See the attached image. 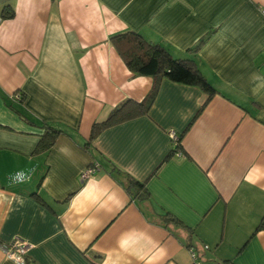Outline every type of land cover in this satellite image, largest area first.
<instances>
[{
    "label": "crops",
    "instance_id": "0c3cea01",
    "mask_svg": "<svg viewBox=\"0 0 264 264\" xmlns=\"http://www.w3.org/2000/svg\"><path fill=\"white\" fill-rule=\"evenodd\" d=\"M5 6L0 264H18L4 255L13 237L31 245L27 264H195L190 249L205 264H264V0H0V15ZM126 31L192 60L216 93L204 105L198 87L162 79L148 115L86 148L94 122L153 84L110 42ZM44 123L63 133L34 152ZM112 165L149 199L132 200Z\"/></svg>",
    "mask_w": 264,
    "mask_h": 264
},
{
    "label": "trees",
    "instance_id": "16d2710c",
    "mask_svg": "<svg viewBox=\"0 0 264 264\" xmlns=\"http://www.w3.org/2000/svg\"><path fill=\"white\" fill-rule=\"evenodd\" d=\"M13 15V9L10 6H5L0 17L2 19H10ZM110 42L114 45L119 56L131 73L135 76L150 77L153 79V84L141 101L136 102L127 99L111 109L104 120L94 122L91 126L88 141L85 144L86 148L106 128L140 116L148 115L150 108L157 97L162 79H167L168 81L177 84L198 87L207 96L204 105L207 104L210 98L216 93L215 89L202 76L192 60L174 59L161 44L151 43L144 39L140 34L133 31L116 34L110 37ZM14 95L18 96V100L16 101L22 103L24 95L20 94L19 91H16ZM202 108H200V111ZM14 111L25 119L20 111ZM41 129L43 130V133L39 137L34 152L50 150L54 145L56 138L63 133L62 130H57L47 123H44L41 126ZM180 142L181 137L179 136L176 141L173 142L174 151L180 147ZM171 153L172 151L168 154L167 158ZM90 167L95 168L96 164H92ZM109 173L110 175H118L121 178L119 183L132 200L144 202L149 199V193L146 189L145 183L139 182L129 175L122 173L114 167V165L110 167ZM164 217L169 218L166 219L168 222L181 224L176 218L171 217L168 214ZM260 230H264V216L256 228V231ZM221 264L230 263L224 262Z\"/></svg>",
    "mask_w": 264,
    "mask_h": 264
},
{
    "label": "built area",
    "instance_id": "2783aa9c",
    "mask_svg": "<svg viewBox=\"0 0 264 264\" xmlns=\"http://www.w3.org/2000/svg\"><path fill=\"white\" fill-rule=\"evenodd\" d=\"M16 100H18V96H16ZM173 142L176 141L177 137L174 134H171ZM94 169L96 168H88L81 176L82 180H85L87 177L94 174ZM31 245L26 243L19 237H13L8 245L4 249V255L8 260L15 261L18 264H27L26 263V254L30 249ZM206 250L207 247H204ZM190 256L195 262V264H205L197 258V254L193 249H190Z\"/></svg>",
    "mask_w": 264,
    "mask_h": 264
},
{
    "label": "clouds",
    "instance_id": "9594fccd",
    "mask_svg": "<svg viewBox=\"0 0 264 264\" xmlns=\"http://www.w3.org/2000/svg\"><path fill=\"white\" fill-rule=\"evenodd\" d=\"M22 176H23V174H22V173H20V174H17V176H16V177H14V179H21V178H22Z\"/></svg>",
    "mask_w": 264,
    "mask_h": 264
}]
</instances>
